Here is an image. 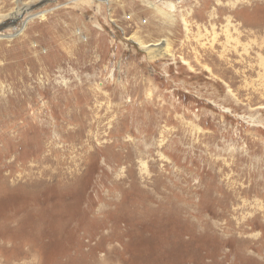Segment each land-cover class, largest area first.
<instances>
[{
    "label": "rangeland",
    "instance_id": "obj_1",
    "mask_svg": "<svg viewBox=\"0 0 264 264\" xmlns=\"http://www.w3.org/2000/svg\"><path fill=\"white\" fill-rule=\"evenodd\" d=\"M27 10L0 24V264H264V0Z\"/></svg>",
    "mask_w": 264,
    "mask_h": 264
},
{
    "label": "bare ground",
    "instance_id": "obj_2",
    "mask_svg": "<svg viewBox=\"0 0 264 264\" xmlns=\"http://www.w3.org/2000/svg\"><path fill=\"white\" fill-rule=\"evenodd\" d=\"M41 0H33L30 2V4H23L22 6L18 7L16 10H12L11 12L7 13V14H0V24L5 23V22H9V21H13L16 19H19L21 13H27L31 4L33 3H37L40 2ZM89 2V1H88ZM27 10V11H26ZM26 11V12H25ZM38 15H29L27 16V18L25 19L22 28L19 30V32L17 34L20 33V31L24 28L25 26V22L29 21L32 18L37 17ZM42 16V15H40ZM169 18H171V15L169 16ZM11 35H9V38ZM138 43L140 49L147 55V57L149 58V60L155 61L158 60L160 58L166 57L167 56V52H168V44L166 42H160V43H156V44H152V45H147V46H142L140 44V42H136ZM141 45V46H140Z\"/></svg>",
    "mask_w": 264,
    "mask_h": 264
}]
</instances>
